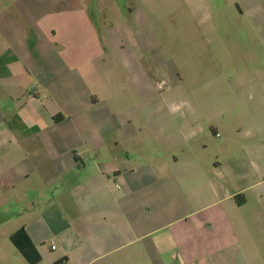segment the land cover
Returning <instances> with one entry per match:
<instances>
[{
    "label": "crops",
    "instance_id": "0c3cea01",
    "mask_svg": "<svg viewBox=\"0 0 264 264\" xmlns=\"http://www.w3.org/2000/svg\"><path fill=\"white\" fill-rule=\"evenodd\" d=\"M14 9L0 8V264H264V209L224 197V160L201 168L194 125L165 148L163 123L118 122L100 100L83 10Z\"/></svg>",
    "mask_w": 264,
    "mask_h": 264
},
{
    "label": "rangeland",
    "instance_id": "374dc122",
    "mask_svg": "<svg viewBox=\"0 0 264 264\" xmlns=\"http://www.w3.org/2000/svg\"><path fill=\"white\" fill-rule=\"evenodd\" d=\"M28 5L36 17L83 10L86 57L98 49L88 23L101 45L94 87L117 121L163 123L165 148L193 124L187 139L201 168L224 160V197L247 200L241 215L263 211L264 0H1L0 8L16 17ZM151 133L144 139L155 147Z\"/></svg>",
    "mask_w": 264,
    "mask_h": 264
},
{
    "label": "trees",
    "instance_id": "16d2710c",
    "mask_svg": "<svg viewBox=\"0 0 264 264\" xmlns=\"http://www.w3.org/2000/svg\"><path fill=\"white\" fill-rule=\"evenodd\" d=\"M63 262H65V261H61V262H59V263H56V264H63Z\"/></svg>",
    "mask_w": 264,
    "mask_h": 264
},
{
    "label": "built area",
    "instance_id": "2783aa9c",
    "mask_svg": "<svg viewBox=\"0 0 264 264\" xmlns=\"http://www.w3.org/2000/svg\"><path fill=\"white\" fill-rule=\"evenodd\" d=\"M55 247H53V249H54Z\"/></svg>",
    "mask_w": 264,
    "mask_h": 264
}]
</instances>
